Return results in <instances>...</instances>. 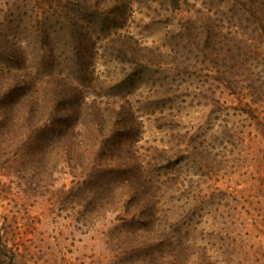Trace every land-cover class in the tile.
Wrapping results in <instances>:
<instances>
[{"label": "trees", "instance_id": "obj_1", "mask_svg": "<svg viewBox=\"0 0 264 264\" xmlns=\"http://www.w3.org/2000/svg\"><path fill=\"white\" fill-rule=\"evenodd\" d=\"M134 4L159 15L155 22L177 18L179 28L166 41L143 42L126 29ZM8 9L0 17V106L17 122L27 152L53 153L72 176L66 191L90 212L119 209V219L145 226L154 244L170 247L172 264L184 259L190 245L180 226L199 208L193 177L202 174L199 166L210 171L206 140L193 143V132L173 147L137 144L141 106L131 96L144 85L142 99L156 98L150 113L163 120L159 107L174 97L180 109L213 97L216 84L200 83L201 69L208 77L223 68L215 81L264 101V0H19ZM31 40L39 49L27 48ZM100 50L121 63L115 80L94 74ZM202 61L209 66H198ZM160 68L181 82L143 81Z\"/></svg>", "mask_w": 264, "mask_h": 264}, {"label": "rangeland", "instance_id": "obj_2", "mask_svg": "<svg viewBox=\"0 0 264 264\" xmlns=\"http://www.w3.org/2000/svg\"><path fill=\"white\" fill-rule=\"evenodd\" d=\"M12 3L19 0H0V17ZM133 9L126 29L143 42L166 41L167 32L179 28L177 18L171 24L155 22V12L137 4ZM28 47L37 50L39 43ZM103 53L95 54L94 74L115 80L121 63ZM204 64L209 66L208 61L198 66ZM218 71L211 68L205 77L201 69L199 77L200 83L216 84L213 97L194 99L188 107L187 97L181 109L174 97L159 107L171 121L156 120L159 113H150L157 99H142L144 85L133 91L134 106H141L137 144L173 147L193 132L199 135L193 143L206 140L202 146L208 150L210 171L199 166L196 172L202 174L193 177L202 197L180 226L190 253L176 264H264V101L253 103L239 89L229 92L215 81ZM259 73L264 77V70ZM172 75L160 68L143 81L165 77L181 82L183 76ZM72 180L53 153L27 152L17 122L11 125L0 106V264H172L170 247L154 244V234L145 226L119 219V209L85 208L81 197L66 191Z\"/></svg>", "mask_w": 264, "mask_h": 264}]
</instances>
